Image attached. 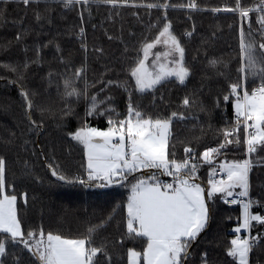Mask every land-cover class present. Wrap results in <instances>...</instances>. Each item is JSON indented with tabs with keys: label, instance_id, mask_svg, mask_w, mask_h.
Here are the masks:
<instances>
[{
	"label": "snow or ice",
	"instance_id": "snow-or-ice-1",
	"mask_svg": "<svg viewBox=\"0 0 264 264\" xmlns=\"http://www.w3.org/2000/svg\"><path fill=\"white\" fill-rule=\"evenodd\" d=\"M55 2L75 12L80 24L77 35L84 54L81 66L76 67L71 59H65L57 45L65 72L56 77L50 73L49 83L57 80V92L63 101L58 124L63 127L71 119L78 120V127L68 135L81 146L82 162L76 174L67 175L42 147L39 155L44 156L43 163L51 177L63 185L84 189L119 186L126 188L128 195L118 205V211L113 209L105 220L90 224L81 235L73 237L46 231L42 224L33 227L20 215L17 172L9 167V156L0 153V264H214L209 251L197 253L195 259L193 251L210 226L213 206L218 200L240 206L237 224L232 229L233 238L226 246V256L231 258L227 264H250V256L256 257V264H264L261 260L264 232L252 235L257 226L264 228V214L253 212L254 207L264 208V189L260 190L258 199H253L250 176L255 167L264 165V0H233L205 8L198 0ZM9 4H23L26 9L35 6L37 22L53 23V9L48 0H0L3 6L0 20L6 17ZM93 6L106 7L113 23L124 11H130L138 23L145 17L148 21L147 31L139 38L136 33H129L132 42L125 43L124 53L116 61L119 72L112 63L106 62L103 71L90 78L86 25L92 17ZM177 10L186 12L190 20L193 13L201 12L213 14L217 19L232 17L233 23L227 27L236 36L238 66L233 72L229 62L210 59L209 64L222 78V88L214 94L211 107L200 100L203 90L199 89L185 95L178 109L169 114L167 106L163 111L155 110L165 100L161 89L168 84L187 87L194 72V66L186 60L184 39L193 36L195 24L183 37L177 35L170 18L171 12ZM98 26L92 25L94 30ZM27 31L22 29L17 33V43L22 42ZM215 37L214 31L211 39ZM107 38L113 39L111 35ZM121 42L124 43L122 38ZM24 50L27 52L28 47ZM36 51L39 56V49ZM91 54L102 59L104 50L93 45ZM36 62L25 59L3 66L16 74V80L12 81L15 84L25 79L29 63ZM59 79L63 80L62 85ZM19 95L27 123L24 133L38 135L45 128L46 116L54 113L50 107L34 103L37 93H30L22 83ZM139 97H150L151 106L139 103ZM120 103L125 105L123 111L117 110ZM81 105L82 114L77 110ZM194 107L208 115L215 111L218 116L231 108L232 118L221 117L223 128L218 130L212 143H201L196 136L181 139L174 131L175 123L192 121L204 132V123L193 111ZM37 110L40 115L35 118ZM91 121H104L106 126H93ZM207 127L212 126L209 123ZM29 143L36 144V141L21 140L25 151ZM178 144L182 146V153ZM230 152H240L242 156L229 159ZM31 155L37 152L32 151ZM201 168L206 171L204 178ZM27 179L34 177L25 163L19 181L23 183ZM27 204L25 192L23 207ZM116 215H120V220L114 235L101 237L97 243V236L106 231L105 225H111Z\"/></svg>",
	"mask_w": 264,
	"mask_h": 264
},
{
	"label": "trees",
	"instance_id": "trees-1",
	"mask_svg": "<svg viewBox=\"0 0 264 264\" xmlns=\"http://www.w3.org/2000/svg\"><path fill=\"white\" fill-rule=\"evenodd\" d=\"M53 11V23L42 24L37 22L34 16L35 6L25 8L23 4H9L7 6V15L0 20V153L9 156V167L17 172L18 191L21 193L18 197V208L20 215L33 227L43 225L46 231L63 233L65 236H78L85 233L90 224H98L105 220L113 209H117L123 201L126 200L128 191L122 187L93 188L84 189L79 186L71 187L55 181L44 161V156L39 155L42 147L47 153L49 159L60 166V170L67 174H76L82 162L81 146L71 140L68 132L78 127V120L71 119L69 123L61 127L58 124L59 112L63 107V101L57 92V80L53 79L49 83V74L56 77L58 73H64V65L60 62V55L56 51L57 45L62 50L65 59H71L76 67L81 66L84 54L80 51V41L77 35L79 30V20L75 12H69L58 5L55 0H48ZM174 2H184V0H174ZM202 8L219 6L221 3H232L233 0H198ZM251 2V0H246ZM3 6H0L2 11ZM79 8V6H77ZM43 10V3L40 5ZM143 15V12H141ZM109 10L101 6H93L92 17L86 25L87 44L89 48V57L87 68L89 77H93L103 71L106 62L112 63L113 67L119 72V65L116 61L124 53L125 43H131L129 33H136L137 38L142 32H146L145 25L148 17L142 22H137L130 11H124L120 18L113 23L109 18ZM170 18L173 22L175 32L179 36H184L186 31H191L193 23L196 31L191 38H185L186 60L190 66H194L193 76L187 87H176L168 84L161 89L165 100L156 105L158 111H163L167 106V111H175L181 104L185 95L191 94L196 90L202 89L203 95L200 96L206 106L211 107V100L214 94L220 91L222 78L216 75V70L209 64L213 58L223 59L229 62L233 72L237 65L238 52L237 40L234 32H230L227 25L233 23L230 16H220L218 19L210 13H193L192 19H188V14L177 10L171 12ZM99 25L95 30L92 25ZM123 27V32H121ZM22 29H28L22 42L17 43L15 37ZM215 31V39H211ZM111 35L112 40L107 36ZM121 38L124 43L121 42ZM41 45H46L41 48ZM102 47L104 55L102 59H97L91 54L92 46ZM25 46L28 47L26 52ZM39 49V56H37ZM25 59H35L36 63H29L25 72V79L17 83L16 74L10 72L3 65L5 63L23 62ZM123 76L121 75V79ZM7 81V83L5 82ZM22 83L30 93H37L33 97L34 103L41 104L44 107H50L54 115H47L45 118V128L38 135H28L24 133L27 127L24 115L25 108L19 95V84ZM62 85L63 80L59 79ZM62 90V89H61ZM93 93L95 89H91ZM120 97H117L119 100ZM138 102L144 106H151L150 97H139ZM125 105L120 103L118 111H123ZM83 113V106L78 109ZM193 111L198 114L204 123V132L195 122L175 123L174 131L181 137L192 138L200 137L201 143H212L218 130L223 128L221 117L231 119L232 110L227 108L220 113L215 111L208 115L199 112L198 107ZM40 115L39 111L35 113V118ZM93 126L105 127L104 121H91ZM211 124V129L207 125ZM21 133H24L21 136ZM15 134V135H13ZM22 139L36 141V144L29 143L28 151H25L21 144ZM11 140L12 143L6 141ZM213 146H215L213 144ZM182 153V146L177 145ZM203 149H201L202 151ZM36 151L37 155H31ZM240 152L228 153V158H239ZM27 166L31 168L34 179H27L23 183L19 181V173ZM202 178L206 177V171L201 168ZM253 185L252 198L258 199L260 190L264 189V165L254 168L250 174ZM10 179L11 174H10ZM28 194L27 207H23V193ZM213 218L210 226L205 233H202L197 244L194 245L193 258L197 253L209 251L214 264H227L231 258L226 256V246L233 238L232 229L236 226L240 215V206H229L222 201H216L213 206ZM253 212L264 214V208H253ZM229 217L231 219H229ZM120 220V215L111 225H105L106 231L97 236V243L101 242V237L114 235L116 224ZM257 231L264 232V228L257 226L253 229L252 235ZM257 249V254H259ZM264 261V256L261 257ZM250 264H256V257L250 256Z\"/></svg>",
	"mask_w": 264,
	"mask_h": 264
},
{
	"label": "rangeland",
	"instance_id": "rangeland-1",
	"mask_svg": "<svg viewBox=\"0 0 264 264\" xmlns=\"http://www.w3.org/2000/svg\"><path fill=\"white\" fill-rule=\"evenodd\" d=\"M162 178H165L166 180H170V178L169 177H162ZM128 191V190H127Z\"/></svg>",
	"mask_w": 264,
	"mask_h": 264
},
{
	"label": "built area",
	"instance_id": "built-area-1",
	"mask_svg": "<svg viewBox=\"0 0 264 264\" xmlns=\"http://www.w3.org/2000/svg\"><path fill=\"white\" fill-rule=\"evenodd\" d=\"M224 3H221L219 6L223 5ZM229 206H236V205H229Z\"/></svg>",
	"mask_w": 264,
	"mask_h": 264
},
{
	"label": "water",
	"instance_id": "water-1",
	"mask_svg": "<svg viewBox=\"0 0 264 264\" xmlns=\"http://www.w3.org/2000/svg\"><path fill=\"white\" fill-rule=\"evenodd\" d=\"M50 172V171H49ZM51 174V173H50ZM54 178V177H53ZM112 187H118V186H112Z\"/></svg>",
	"mask_w": 264,
	"mask_h": 264
}]
</instances>
